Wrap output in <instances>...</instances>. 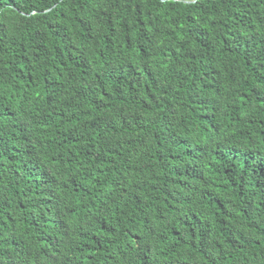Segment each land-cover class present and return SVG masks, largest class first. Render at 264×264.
Returning a JSON list of instances; mask_svg holds the SVG:
<instances>
[{
    "label": "trees",
    "instance_id": "obj_1",
    "mask_svg": "<svg viewBox=\"0 0 264 264\" xmlns=\"http://www.w3.org/2000/svg\"><path fill=\"white\" fill-rule=\"evenodd\" d=\"M0 264H264V0H0Z\"/></svg>",
    "mask_w": 264,
    "mask_h": 264
}]
</instances>
